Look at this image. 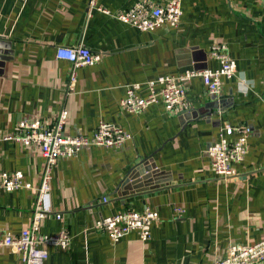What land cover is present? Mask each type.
<instances>
[{
    "label": "crops",
    "instance_id": "crops-1",
    "mask_svg": "<svg viewBox=\"0 0 264 264\" xmlns=\"http://www.w3.org/2000/svg\"><path fill=\"white\" fill-rule=\"evenodd\" d=\"M137 1L0 0V172L20 170L24 182L39 184V148L7 136L21 120L52 123L61 108L66 133L91 135L104 121L132 135L118 146L58 157L44 199L52 213L39 231L65 229L70 240L64 249L47 245L44 264H205L233 243L264 238V2L181 0L177 26L142 30L114 14ZM214 43L226 44L236 62L217 96L194 76L186 82V109L169 113L162 101L139 112L121 106L131 83L145 95L144 83L159 75L218 67L209 53ZM79 44L99 59L75 69L68 93L71 64L56 57V47ZM243 123L250 133L246 154L233 163L236 174L214 175L207 147L221 126ZM144 159L166 180L149 192L118 195L120 181ZM34 202L30 188L0 186V234L26 227ZM145 206L158 212L146 241L136 231L113 241L93 228L100 217ZM20 263L17 251L0 248V264Z\"/></svg>",
    "mask_w": 264,
    "mask_h": 264
},
{
    "label": "built area",
    "instance_id": "built-area-1",
    "mask_svg": "<svg viewBox=\"0 0 264 264\" xmlns=\"http://www.w3.org/2000/svg\"><path fill=\"white\" fill-rule=\"evenodd\" d=\"M95 1L90 0V4H95ZM181 12V0L163 2L139 0L132 7L118 10L114 14L117 18L142 30H153L162 24L177 26ZM209 53L219 62L218 67L201 70L191 68L178 75H159L144 83L147 89L145 95L139 93L140 83H131L126 87L125 96L120 99L121 106L126 110L139 112L152 103L162 101L169 113L186 109L189 106L186 82L194 76L201 77L208 94L217 96L221 90L222 78H229L236 73V62L229 55L224 43L212 44ZM56 57L65 59L71 64L65 90L68 93L71 92L76 79L75 69L82 65H91L99 59L98 54L83 44L58 45ZM66 117L67 110L61 108L52 123L38 117L21 120L7 136L21 141L24 145L37 146L44 158L41 179L36 186L24 182L20 170L0 172V186L4 189L27 187L35 194L29 224L16 235L9 231L0 234V248L10 247L17 251L21 257L20 264H44L48 256L47 245H56L64 249L69 243L70 234L65 229L52 234L39 231L43 219L52 213L44 205V199L48 195L52 168L58 157L76 155L81 148L89 145L118 146L132 138L131 133L121 126L104 121L98 124L91 135L66 133L63 130ZM249 133L250 127L245 123L236 126L225 124L220 127L217 139L207 147L214 175L228 179L236 174L233 163L242 160L246 154ZM234 134L236 136L231 137ZM102 201H107V197L103 196ZM174 211L181 213L183 210L175 207ZM56 217H60V214L56 213ZM157 218V210L149 206H145L141 211L123 209L96 219L93 228L106 232L113 241H117L131 231H136L139 238L146 241L150 237L151 225ZM263 260L264 238L255 243H233L229 245L224 257L205 264H260Z\"/></svg>",
    "mask_w": 264,
    "mask_h": 264
},
{
    "label": "water",
    "instance_id": "water-1",
    "mask_svg": "<svg viewBox=\"0 0 264 264\" xmlns=\"http://www.w3.org/2000/svg\"><path fill=\"white\" fill-rule=\"evenodd\" d=\"M156 167L148 164L147 159L129 169L124 178L120 181L117 194L127 196L129 194H141L160 187V183L165 181L159 176Z\"/></svg>",
    "mask_w": 264,
    "mask_h": 264
}]
</instances>
